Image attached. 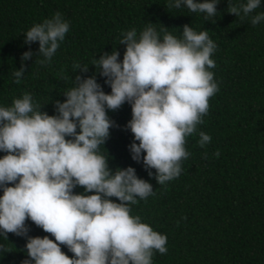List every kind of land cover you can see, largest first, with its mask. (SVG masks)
Returning <instances> with one entry per match:
<instances>
[{"label":"clouds","instance_id":"obj_1","mask_svg":"<svg viewBox=\"0 0 264 264\" xmlns=\"http://www.w3.org/2000/svg\"><path fill=\"white\" fill-rule=\"evenodd\" d=\"M218 3L169 0L167 7L185 6L209 20L216 17ZM260 5L261 0H246L228 4L227 11L244 19ZM261 21L264 12L251 18L252 25ZM69 30V22L56 12L27 30L24 42H38L36 56L43 59L36 62L47 65ZM161 31L162 38L151 22L139 34L131 29L119 41L125 46L122 61L117 49L92 61L110 94L94 73L76 75L73 86L63 91L66 99L55 101V115L42 111L28 92L11 106H0V152L6 153L0 158V237L7 240L12 233L27 239L28 258L22 264H153L155 252L167 253V236L131 214L132 205L155 194L153 186L131 166L113 171L100 153L115 126L108 110L127 102L132 160L142 161L150 177L155 169L159 185L180 176L182 161L190 156L187 138L204 123L209 101L219 90L209 71L216 66L212 56L217 45L207 30L196 32L187 24L182 38L166 27ZM32 57L31 50L22 54L21 67L13 73L16 84L24 76V61ZM73 68L88 72L87 65L75 63ZM198 134L200 147L211 142L210 135ZM213 155L219 157V150ZM78 186L84 192L74 194ZM28 220L54 240L29 236ZM0 250L7 252L3 245Z\"/></svg>","mask_w":264,"mask_h":264},{"label":"trees","instance_id":"obj_2","mask_svg":"<svg viewBox=\"0 0 264 264\" xmlns=\"http://www.w3.org/2000/svg\"><path fill=\"white\" fill-rule=\"evenodd\" d=\"M168 3L0 0V106H11L14 99L28 92L42 111L55 115V101L66 99L63 91L73 86L76 75L94 73L103 91L110 94L106 78L97 73L92 61L115 49L122 61V33L136 29L139 34L149 22L161 38L164 27L177 38H182L186 24L196 32L207 30L217 45L212 56L216 66L209 71L219 90L209 101L204 123L187 138L185 147L190 156L182 161L180 176L159 185L155 169L150 170V177L142 161L132 160L129 145L134 136L126 128L132 112L127 102L118 110H108L115 126L100 153L108 158L113 171L131 166L139 178L153 186L154 195L131 206L132 215H139L142 222L167 236L168 251L164 255L155 252L153 264H264V21L251 23L253 16L264 12V0L244 19L229 14L227 8L246 0H219L216 17L209 20L204 13H193L185 6L169 8ZM56 12L69 22L70 30L50 64L41 65L36 62L43 59L36 56L38 42L25 44L24 34ZM29 50L33 57L24 61V76L16 84L13 73L21 67L22 54ZM75 63L87 65L88 72L74 69ZM200 131L211 136L205 147L198 143ZM217 150L219 157L213 155ZM4 155L0 152V158ZM83 192L82 187L74 189V194ZM26 223L29 236L47 235L54 240L30 220ZM26 243L25 237L12 233L7 240L0 237V245L7 250H0V264H22L28 258ZM61 249L73 256L66 246L61 245Z\"/></svg>","mask_w":264,"mask_h":264}]
</instances>
